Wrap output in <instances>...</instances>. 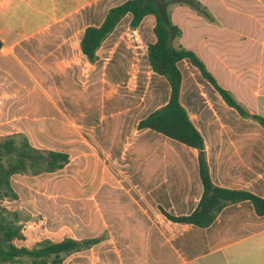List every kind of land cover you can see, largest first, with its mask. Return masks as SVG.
Masks as SVG:
<instances>
[{"label": "crops", "instance_id": "crops-1", "mask_svg": "<svg viewBox=\"0 0 264 264\" xmlns=\"http://www.w3.org/2000/svg\"><path fill=\"white\" fill-rule=\"evenodd\" d=\"M125 1L80 0L72 8L71 0H0V64L11 62L12 54L8 55L6 49L20 50L22 43L12 40L11 34L32 21L33 16L67 12L25 41L42 31L52 32L54 38L55 30H61L66 43L62 54L66 50L68 55L73 25L85 23L89 16L94 22L88 26H100L108 10ZM198 1L207 7L215 22L186 6H173L172 21L182 31L174 45L196 53L222 88L250 113L264 117V0ZM104 6V12L98 13ZM131 20L132 15H126L115 31L123 25L124 32L130 29L139 34L147 49L156 41L155 17H145L135 30L130 28ZM88 26L82 31L79 49ZM58 43L54 42L53 47ZM56 55L61 57V53ZM178 68L182 74L180 103L204 139L212 182L220 188L244 190L264 199V128L229 107L188 60L180 61ZM157 77L160 88L152 98L155 107L137 112L133 133L122 128V120L134 116L130 109L115 112L114 102L110 101L112 106L96 137V147L106 157L117 154L120 159L141 162V166L130 171L120 189L104 187L105 192L118 193L121 198L112 206L109 223L97 234L107 232V239L70 256L66 264H264V216L256 215L250 201L225 207L207 228L180 225L161 213L160 209L174 216L192 214L203 187L196 149L149 129H137L140 120L170 100L169 83ZM19 176L14 175L12 180L26 177ZM110 243L116 248H105Z\"/></svg>", "mask_w": 264, "mask_h": 264}, {"label": "rangeland", "instance_id": "rangeland-1", "mask_svg": "<svg viewBox=\"0 0 264 264\" xmlns=\"http://www.w3.org/2000/svg\"><path fill=\"white\" fill-rule=\"evenodd\" d=\"M79 1L71 0V7H77ZM66 13L33 16L11 34L23 47L6 49L12 54L11 62L0 64V137L21 132L38 148L70 155V163L57 173L12 180L19 195L14 206L34 218L43 217L39 237L55 241L67 236L92 238L109 223L112 206L121 198L118 193L105 192L104 187L120 189L141 162L120 159L117 154L104 156L96 147V137L106 124L112 102L115 112L130 109L134 116L125 117L122 128L133 133L137 112L155 107L152 98L160 88V79L148 64L146 42L130 29L124 32L123 25L103 43L95 64L77 47L84 27L94 22L89 16L85 23L73 25L68 55L66 50L62 54L66 43L61 30H55V39L52 32L42 31L25 41ZM54 42L60 45L53 47ZM131 89L132 93H126ZM31 236L28 233L29 244L34 242ZM105 248L116 245L110 243Z\"/></svg>", "mask_w": 264, "mask_h": 264}, {"label": "trees", "instance_id": "trees-1", "mask_svg": "<svg viewBox=\"0 0 264 264\" xmlns=\"http://www.w3.org/2000/svg\"><path fill=\"white\" fill-rule=\"evenodd\" d=\"M172 6H186L207 21L215 22L207 7L198 0H127L110 8L100 26H88L85 29L80 41V51L90 64H95L104 41L126 15H132L130 23L132 30L137 29L145 17L154 16L156 23L153 33L156 41L148 45L147 60L152 72L167 80L171 95L165 106L140 120L137 129H149L196 149L203 187L200 202L192 214L174 216L160 209L161 213L168 220L180 225L207 228L214 223L225 207L250 201L256 215L264 216L263 198L244 190L220 188L212 182L204 139L180 103L182 74L178 63L188 60L217 90L225 103L243 118L257 121L264 128V117L250 113L231 92L222 88L196 53L181 45H174V42L181 38L182 31L172 21L170 10ZM2 47L0 40V51ZM69 163L68 153L38 148L24 133L0 137V264H66L70 256L92 249L107 239V232L85 239H76L72 236L58 241L41 238L38 231L44 227V218H34L23 208L14 206L19 201V195L12 185L14 175L37 177L54 174L63 170ZM28 233L32 235L31 241L34 240L31 244Z\"/></svg>", "mask_w": 264, "mask_h": 264}]
</instances>
